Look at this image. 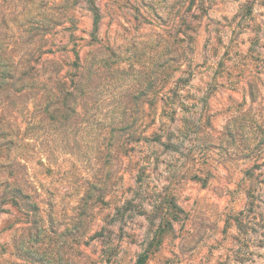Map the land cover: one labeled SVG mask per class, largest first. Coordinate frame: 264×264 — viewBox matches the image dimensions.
Listing matches in <instances>:
<instances>
[{
    "label": "rangeland",
    "instance_id": "374dc122",
    "mask_svg": "<svg viewBox=\"0 0 264 264\" xmlns=\"http://www.w3.org/2000/svg\"><path fill=\"white\" fill-rule=\"evenodd\" d=\"M88 1L72 12L84 74L115 57L90 112L35 121L21 183L38 209L0 215V264H134L148 249L147 264H264V0H92L97 41ZM123 118L142 141L101 158Z\"/></svg>",
    "mask_w": 264,
    "mask_h": 264
},
{
    "label": "trees",
    "instance_id": "16d2710c",
    "mask_svg": "<svg viewBox=\"0 0 264 264\" xmlns=\"http://www.w3.org/2000/svg\"><path fill=\"white\" fill-rule=\"evenodd\" d=\"M88 3L94 15L91 36L93 41H97L100 9L92 0ZM75 4L73 0L57 3L52 0H0V215L6 213L7 206L19 209L22 203H26L30 211L38 209L32 201V194L21 183L22 175L27 176L29 171L27 149L34 145L35 132L39 130L35 121L41 117L39 121L62 126L78 113L79 107L86 111L87 95L93 89L89 87L90 80L93 82L96 77L94 71H100L101 66L107 68L115 57V53L109 52L107 57L95 59L94 63L87 59L86 63L92 69L84 74L81 45L76 35L79 29L76 18L72 16L78 6ZM71 44L73 48L69 49ZM68 53L75 56L72 70H66L71 66L65 57ZM159 68L165 69L166 74L169 72L165 66ZM108 69L110 72V67ZM33 101L38 103L36 111L29 110ZM180 109L186 110L185 106ZM162 112L166 116H175L178 109L167 99ZM18 116L22 118L21 123ZM118 124V129H111L99 138L100 144L108 150L107 154L105 150L100 152L101 158L109 157L113 149L120 155L129 156L128 143L142 141L131 133L124 134L126 128L134 125V120L123 118ZM152 141L150 137L143 138L145 143ZM155 141L160 142L161 138L157 136ZM98 188L97 184L90 185L87 193L101 190ZM117 209L119 214L120 208ZM161 243L159 238L156 245L152 242L149 247L157 248ZM155 250H146L134 264H147Z\"/></svg>",
    "mask_w": 264,
    "mask_h": 264
}]
</instances>
